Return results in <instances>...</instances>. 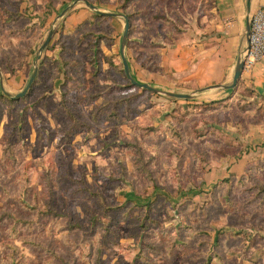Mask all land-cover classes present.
Segmentation results:
<instances>
[{
    "label": "rangeland",
    "instance_id": "374dc122",
    "mask_svg": "<svg viewBox=\"0 0 264 264\" xmlns=\"http://www.w3.org/2000/svg\"><path fill=\"white\" fill-rule=\"evenodd\" d=\"M85 2L129 17L130 76L163 92L158 51L213 9L0 0V89L21 93L47 58L29 95L0 96V264H264V104L127 87L124 19Z\"/></svg>",
    "mask_w": 264,
    "mask_h": 264
},
{
    "label": "crops",
    "instance_id": "0c3cea01",
    "mask_svg": "<svg viewBox=\"0 0 264 264\" xmlns=\"http://www.w3.org/2000/svg\"><path fill=\"white\" fill-rule=\"evenodd\" d=\"M261 8L264 0H213L209 16H204L193 31L158 51L161 89L188 92L186 95L199 96L205 102L250 91L264 104V57L250 73L242 72L235 88H222L232 84L235 68L248 44L246 25Z\"/></svg>",
    "mask_w": 264,
    "mask_h": 264
},
{
    "label": "water",
    "instance_id": "95a60500",
    "mask_svg": "<svg viewBox=\"0 0 264 264\" xmlns=\"http://www.w3.org/2000/svg\"><path fill=\"white\" fill-rule=\"evenodd\" d=\"M75 5L72 4L71 6H68L66 7L58 16L55 20L63 17L65 15V13L70 10L73 6ZM85 5L92 11H94L95 13H99V14H102V15H106V16H111V17H122L124 19V32H123V35H122V38H121V42H120V48H119V53H120V57H121V62H122V65H123V69H124V72L126 74V76L128 77V79L130 80V82L135 85L136 87L138 88H141L143 90H146V91H149L151 93H154V94H163V95H166L167 97H171V98H176V99H184V100H188V99H191L192 98V95H186V94H178V93H171V92H163V91H160L158 89H155L147 84H138L136 83L130 76V73H129V68H128V65H127V62H126V59H125V56H124V48H125V45L127 43V39H128V36H129V28H130V23H129V20L127 19V17L123 16V15H119V14H112V13H104V12H99L97 10V8L95 6H93L92 4H89L87 2H85ZM249 30H250V26H249V22L247 23L246 25V36H247V40H248V35H249ZM53 34V30H51L46 38V40L44 41V43L42 44V46L40 47L39 49V54L37 55V57L35 58V64L39 61V58L41 56V53L43 52V50L46 48L47 44L49 43L50 39H51V36ZM242 70H243V62L240 60L235 68V71H234V75H233V81H232V84L230 86H226V87H222L223 89H233L235 88L238 80H239V77L241 76L242 74ZM37 72H38V66L35 65L34 68H33V71L30 75V78L28 80V83L26 84L24 90L15 95V96H11L10 94L8 93H5L9 98L11 99H18V98H21L23 96H25V94L27 93V91L31 88L36 76H37ZM217 87H221V86H217Z\"/></svg>",
    "mask_w": 264,
    "mask_h": 264
},
{
    "label": "built area",
    "instance_id": "2783aa9c",
    "mask_svg": "<svg viewBox=\"0 0 264 264\" xmlns=\"http://www.w3.org/2000/svg\"><path fill=\"white\" fill-rule=\"evenodd\" d=\"M249 35L246 49L240 60L242 72L250 73L254 65L264 57V8L255 11L249 19Z\"/></svg>",
    "mask_w": 264,
    "mask_h": 264
},
{
    "label": "trees",
    "instance_id": "16d2710c",
    "mask_svg": "<svg viewBox=\"0 0 264 264\" xmlns=\"http://www.w3.org/2000/svg\"><path fill=\"white\" fill-rule=\"evenodd\" d=\"M95 17H100V18H104V19H107V18H112L111 16H106V15H102V14H99V13H95V15H94ZM129 17H127V19H128ZM129 20V19H128ZM130 23V22H129ZM83 26V25H82ZM95 54H97V52H95ZM46 57H45V55H43L42 56V58H41V60L39 61V65H38V67L40 68L42 65H44V63H45V61H46ZM122 73H123V75H124V77H125V79L128 81V82H130V80L128 79V77L126 76V74H125V72H124V69L122 70ZM37 74H38V72H37ZM65 72H62L60 69H58V72H57V76H59V77H65ZM37 77V76H36ZM36 83H35V80H34V82H33V84H32V86H31V88L27 91V93L25 94V96H27V95H29V93H31L32 92V90H33V88H34V85H35ZM62 85V84H61ZM63 86V85H62ZM127 87H130V88H135L136 86L135 85H133L131 82H130V84L127 86ZM62 88V87H61ZM60 88V89H61ZM0 96L1 97H3V98H5L6 100H9V102H11V103H14V101H16L17 99H7V95L5 94V92L3 91V89L1 88L0 89ZM61 96L62 97H64V94L62 93L61 94ZM22 98V97H21ZM25 98V97H24ZM18 99H20V98H18ZM93 99H95V96L93 97ZM94 111H95V113H94ZM100 112H101V106H94L93 107V112H92V114H93V122H96L97 121V116H98V114H100ZM50 211V210H49Z\"/></svg>",
    "mask_w": 264,
    "mask_h": 264
}]
</instances>
